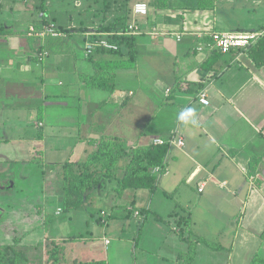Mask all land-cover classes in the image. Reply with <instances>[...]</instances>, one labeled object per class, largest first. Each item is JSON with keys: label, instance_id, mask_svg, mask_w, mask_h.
Segmentation results:
<instances>
[{"label": "crops", "instance_id": "obj_1", "mask_svg": "<svg viewBox=\"0 0 264 264\" xmlns=\"http://www.w3.org/2000/svg\"><path fill=\"white\" fill-rule=\"evenodd\" d=\"M16 1L6 9L0 3V25L10 31L0 36V181L5 172L18 174L27 166L43 175L52 147L66 151L63 161L86 157L104 135L134 145L157 138L175 141L151 196L147 189L125 194L139 202L128 206L143 215L127 217L122 208L115 216L126 218L124 230L128 220L136 219L135 248L141 251L136 264H179L188 243L177 219L188 211L194 236L223 246L215 250L199 242L192 264H250L254 255L264 259V66L247 49L222 52L206 65L220 53L207 47L212 32L264 34V0H216L214 8L202 9L190 7L197 0H171L169 7L148 5L146 15L134 14L133 4L150 0H129L137 61L116 71L113 93L88 87L80 73H94L86 52L90 37L112 21L120 4L69 0L67 11L38 12L15 7ZM18 11L28 15V23L17 25ZM44 17L72 30L58 37L29 36V26ZM39 50L50 56L38 60ZM124 91L133 94L122 100ZM202 92L210 105L199 101ZM189 107L196 126L178 119ZM180 138L183 146L177 145ZM37 156L44 158L38 165ZM166 198L174 205L167 217L160 209ZM160 220L176 225L166 230L156 225Z\"/></svg>", "mask_w": 264, "mask_h": 264}, {"label": "trees", "instance_id": "obj_2", "mask_svg": "<svg viewBox=\"0 0 264 264\" xmlns=\"http://www.w3.org/2000/svg\"><path fill=\"white\" fill-rule=\"evenodd\" d=\"M106 1L108 5L113 3L120 4L118 5L119 11L113 16L112 21L98 26L90 37V45L86 48V52L87 57L94 63V73L81 72L80 77L88 87L113 93L116 89V71L121 68H132L135 66L137 48L135 36L129 30L130 14L132 12L128 5L129 0ZM215 1L197 0L194 6L190 5V7L214 8ZM147 5L169 7L172 4L171 0H150ZM38 8H40V12L50 11L44 1L38 5ZM51 22L57 25V29L61 34L64 32L69 33L72 30H69L67 25H58L55 20H50L46 17L36 23V25L39 26ZM8 32L10 33L8 28L1 24L0 36L8 34ZM44 52H47V54ZM247 52L257 65L264 66V34L247 49ZM221 53L220 51V53L214 54L208 59L206 65L212 66ZM98 54L106 56L96 59ZM49 56L50 52L48 50H39L35 58L43 61ZM126 93L124 91L120 95L122 100L127 97ZM169 150L170 146L168 143L134 145L132 143L129 144L123 137L115 135L102 136L97 140L96 146L86 157L75 161L66 160L59 166L57 177L60 184L57 195L61 197V213L78 210L89 202L92 197L100 196V199L104 198L107 200L108 195L104 191L106 187H110L116 192V200L121 199L129 190L147 189L155 191L160 174L166 171ZM123 157H127L128 160L121 164ZM156 166H162L161 172L156 173L153 171ZM250 173H253L252 169ZM127 203L122 208L128 212V217L129 214L133 215L135 212L134 207H129ZM132 204H134V201ZM138 211L139 215H136L137 217L143 215V210ZM190 213L188 211L186 215H181L177 219L181 237L188 243L187 250L180 252L178 255L179 264L193 263L199 242H203L215 250L223 248L219 242L201 236H194L190 230ZM116 214L117 210L114 207L113 211L103 221L118 215ZM65 241L63 239H52L46 245V255L43 258L41 256L36 258L31 256L30 252L20 245V240L16 237L12 243H0V264H109L105 258L83 260L68 256L65 252ZM250 264H264V259L259 255H254Z\"/></svg>", "mask_w": 264, "mask_h": 264}, {"label": "rangeland", "instance_id": "obj_3", "mask_svg": "<svg viewBox=\"0 0 264 264\" xmlns=\"http://www.w3.org/2000/svg\"><path fill=\"white\" fill-rule=\"evenodd\" d=\"M9 1L11 5L14 3V0H0L1 7L8 8ZM43 1L50 9L56 8L57 12L61 8L63 11H67V3H69V0H17L14 6L20 7L24 11L36 7L39 12L38 5ZM14 13L17 17H22L17 23L18 26L28 23L29 18L26 13L23 11ZM48 147H52V144H48ZM45 155L47 165L43 175L34 174L36 168L27 166L21 167L18 174L12 169L11 173L5 172V176L1 177L3 180L0 181V243H12L18 237L20 245L26 248L31 256L43 258L46 255V245L52 239H63L66 240L64 246L68 256L83 260L105 258L110 264H136L141 251L135 248L137 234L133 229L137 225H135L136 219H132L133 215L128 220L127 223L130 225L125 230L122 225L126 218L113 217L103 221L106 214L111 213L114 207L119 211L125 203H132L134 198L124 195L121 199L116 200V192L110 187H106L104 191L108 195L107 200L100 199V196L92 197L78 210L58 214L57 206L61 204V197L57 195L60 184L57 171L61 164L56 165L54 161H63L61 158L66 156V151L57 152L52 147L47 150ZM81 157L84 156H75L74 158L80 159ZM43 159V156L42 158L37 156V165ZM127 160V157H123L121 164ZM27 173H30L28 180L24 177ZM42 179L44 185L42 184L41 189L39 183ZM12 180L15 182L12 183ZM182 183L186 184V182ZM129 192L133 191L129 190ZM149 192L151 196L153 192L150 190ZM24 195L27 197H23ZM29 197L31 200L26 201ZM175 199L179 201V194H176ZM136 203L139 202H134V204ZM173 207L172 201L166 198L161 202L160 209L165 211L162 214L167 217V213ZM10 212H12V217L9 216ZM117 219H120L122 223ZM158 222L156 225L159 224L166 230L176 225L175 223L169 224L164 220ZM172 232L176 231L172 230ZM121 236L124 239H121ZM107 239L110 241L108 245ZM172 264L177 263L173 262Z\"/></svg>", "mask_w": 264, "mask_h": 264}, {"label": "built area", "instance_id": "obj_4", "mask_svg": "<svg viewBox=\"0 0 264 264\" xmlns=\"http://www.w3.org/2000/svg\"><path fill=\"white\" fill-rule=\"evenodd\" d=\"M143 5V10L138 11L137 6ZM134 14L146 15L148 13V5L147 3L137 2L133 4L132 8ZM129 30L134 32V26L130 25ZM63 34V33H62ZM61 32L57 29V25L55 23H45L37 26L36 24H31L28 28L29 36H36L40 38H45L46 36H59L62 35ZM262 36L261 32H247V33H228V32H218L214 31L209 36V41L207 43V47L210 49H219L223 53L230 52L235 49H248L252 44H254L260 37ZM180 38V35H178ZM199 50L204 49L203 46L198 47ZM47 54V52H44ZM169 91V90H168ZM133 94L132 91H128L126 96ZM199 101L203 105H210V99L205 92H202L199 96ZM154 144H165L168 143L170 148L175 143V141L164 140L162 138H157L153 141ZM185 144L184 139L180 138L177 141L178 146H183ZM162 166H156L153 171L156 173L161 172ZM204 185L201 184L199 190L203 191ZM62 212V208H57V213L60 214ZM108 214H106L107 216ZM135 215H139V211H135ZM107 245L110 241L106 240Z\"/></svg>", "mask_w": 264, "mask_h": 264}, {"label": "clouds", "instance_id": "obj_5", "mask_svg": "<svg viewBox=\"0 0 264 264\" xmlns=\"http://www.w3.org/2000/svg\"><path fill=\"white\" fill-rule=\"evenodd\" d=\"M137 10L138 11H142L143 10V5H138L137 6ZM178 119L181 122H184L185 124H191L193 126L198 125V120L195 117V113L194 110L192 108H186L184 109L178 116Z\"/></svg>", "mask_w": 264, "mask_h": 264}]
</instances>
